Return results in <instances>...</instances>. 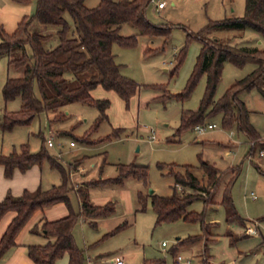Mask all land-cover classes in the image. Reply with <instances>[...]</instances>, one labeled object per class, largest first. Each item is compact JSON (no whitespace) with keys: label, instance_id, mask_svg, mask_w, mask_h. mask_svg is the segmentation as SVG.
I'll return each instance as SVG.
<instances>
[{"label":"rangeland","instance_id":"374dc122","mask_svg":"<svg viewBox=\"0 0 264 264\" xmlns=\"http://www.w3.org/2000/svg\"><path fill=\"white\" fill-rule=\"evenodd\" d=\"M156 1L149 2L146 18L155 25L169 27L168 35L148 37L123 24L119 34L136 35V43L130 47L117 43L111 46L114 61L120 65V74L139 85L127 106L115 92L97 86L92 97L109 100L107 118L97 127L99 111L95 106L70 103L56 112L39 113L29 125L0 131V155L18 151L23 144L35 153L44 139L48 154L71 171L68 184L72 189L83 191L87 200L93 196L96 204L104 200L112 203L113 212L107 217L93 218L95 225L79 216L73 226L72 235L75 244L84 251L85 264L87 260H91V264H105L111 256H121L123 264H143L156 259L164 260L165 264H200L205 252L216 264H264V97L256 88L238 94L259 136L253 146L236 127L224 128L220 114L210 116L202 124H215L213 129L200 134L193 128L177 132L182 113L199 106L206 84L205 74L199 77L187 98L179 100L173 96L182 92L196 63L201 45L193 35L210 22L241 17L244 0H164L162 9H157ZM99 2L84 0V5L93 8ZM35 7L36 0H0V24L5 32L12 33L22 18L33 16ZM28 30L47 35L55 33L57 27L32 21ZM209 37L237 48L264 51V39L250 28L213 29ZM56 43L53 34L45 46L53 47ZM26 49L29 53L28 46ZM20 54L21 51L15 49L0 58V117L5 111H17L20 106L19 99L4 102L2 97L6 78L20 75L18 69L8 67V59ZM255 68L252 63L239 68L229 61L224 62L214 100ZM262 88L264 90V85ZM58 113H63L64 117L53 120ZM81 137L84 142L79 140ZM47 140L51 146L47 145ZM200 160L213 164L222 173L214 195L216 203L204 206L202 200H197L188 208L202 213L203 222L209 223L212 240L200 238L191 244H179L189 236L202 235V224L182 220L155 223L150 195L170 196L174 186L173 177L166 174L167 168L160 169L157 164L198 167ZM121 165L145 167L146 176H127L121 183L112 182L119 177ZM235 167L237 171L233 175L230 169ZM32 168L41 189L60 184L61 175L48 160ZM194 172L200 177V169L195 168ZM26 173H30L29 170ZM232 175L231 197L242 219H227L226 209L218 204L224 184ZM79 178L84 184H79ZM69 193L72 208L78 213V203L83 197L73 190ZM138 194L145 199L143 211ZM121 225L123 228L116 234L106 236ZM248 228H255L257 234H248ZM25 238L34 241L32 245L44 244L47 240L40 232L28 233ZM178 256H181L180 261ZM58 264H67L66 255Z\"/></svg>","mask_w":264,"mask_h":264},{"label":"trees","instance_id":"16d2710c","mask_svg":"<svg viewBox=\"0 0 264 264\" xmlns=\"http://www.w3.org/2000/svg\"><path fill=\"white\" fill-rule=\"evenodd\" d=\"M18 1L28 2L29 0ZM150 1L100 0L95 7L87 8L84 0H36L34 15L30 18H22L12 33H6L0 24V58L9 55L15 49L21 51L18 57L8 59V67L18 69L20 75L7 77L2 88L4 102L19 99L20 106L17 111H5L2 114L0 131L7 132L16 126L29 125L39 113L56 112L74 102L95 106L98 109L97 127L103 119L107 118L106 110L109 107L108 99L92 97L91 92L97 86L115 92L127 106L139 85L120 74V65L114 61L111 46L117 43L130 47L136 43V35L125 37L119 34L120 26L123 24L136 28L138 34L148 37L168 35L169 27L155 25L146 18V8ZM32 21L57 27L53 33L57 39L55 46H45V43L53 36L52 33L44 35L29 32ZM220 28H250L264 39V0H244V13L241 17H228L210 22L204 29L193 35V38L201 45L196 63L182 92L173 96L179 100L187 98L202 74L206 75V84L197 109L185 111L180 116L177 132L202 125L205 119L220 114L224 128L236 127L254 146L259 136L250 124L249 111L239 100L238 94L256 88L264 97L262 88L264 51L255 48H237L209 37L211 30ZM26 46L30 50L29 53L26 51ZM226 61L239 68L252 63L256 65V68L235 81L220 98L214 100L215 89ZM63 117V113H58L53 120H60ZM83 137L79 139L81 142H84ZM44 144L43 139L39 150L35 153H31L28 146L23 144L18 151L13 150L8 155H0V166L4 169L5 178L12 177L15 169L24 173L33 165H41L44 160H48L50 166L58 169L61 175L60 184L52 185L48 189L43 190L37 187L32 191L23 190L19 195L7 192L0 200V219L8 211L15 212V216L0 238V259L15 246L17 234L36 211L63 203L68 209L67 215L54 221L42 219L40 224H35L30 229L35 234L40 232L47 240L44 244L26 245V254L32 264H57V261L65 254L68 256V264H85L84 251L75 244L72 235L73 226L79 216L89 218L109 216L113 212L112 203L108 202L102 206L92 205L85 198L84 192L72 189L68 184L71 171L56 162L48 154ZM157 167L167 168L166 174L173 177L174 186L170 196H159L154 193L150 195L155 223L178 220L187 223L200 222L203 228L202 235L189 236L180 240L179 244H191L200 238L211 241L209 237L212 234L208 231L209 223L203 222L201 212L191 211L188 208L197 200H202L204 206L216 203L214 195L219 185L221 171L213 164L202 160L199 161L198 167L162 163H158ZM195 168L200 169V177L195 174ZM120 169L119 177L112 182L121 183L127 176L138 178L146 176L145 167L142 166L121 165ZM230 170L234 175L237 168ZM233 175L224 184L218 204L226 209L227 219H242L231 197ZM71 190L83 197L78 213L74 212L69 200L68 195ZM138 200L143 211L145 199L138 194ZM122 228L123 225L118 226L106 236L114 235ZM143 264H165V262L162 259H156L144 261ZM200 264L216 263H213L212 257L205 252Z\"/></svg>","mask_w":264,"mask_h":264},{"label":"crops","instance_id":"0c3cea01","mask_svg":"<svg viewBox=\"0 0 264 264\" xmlns=\"http://www.w3.org/2000/svg\"><path fill=\"white\" fill-rule=\"evenodd\" d=\"M173 4V2H172ZM93 92V91H92ZM91 92V95H92ZM71 145V144H70ZM33 167V166H32ZM29 168L30 173H26V170L24 173H21L17 169L14 170L12 177L10 178H5L4 176V169L2 166H0V200L3 199L5 194L7 192H10L13 195H19L22 193L23 190H35L37 187V181H38V176L36 175V171L33 168ZM81 171V170H80ZM29 174V175H27ZM77 181H79V184L82 185L84 184L82 181V178H79ZM93 183V182H90ZM83 192V191H82ZM78 195V194H77ZM69 200L72 206L71 202V197L69 193ZM86 198V196H85ZM87 199V198H86ZM90 204L96 205V206H102L105 205V200L103 202H99V204H96L93 202V196L91 197L90 200H87ZM80 204L81 202L78 203V208L80 211ZM68 209L65 204L63 203H57L55 205L49 206L44 208L43 210H38L36 211L30 219L27 221L25 226L21 229V231L17 234L15 238V246L10 248L6 254L0 259V264H32L31 260L28 258L26 254V245H32L35 242L32 240H26L25 236L26 234H35L30 231V229L35 225V224H40L42 219H45L47 221H54L57 220L65 215H67ZM15 216L14 211H8L5 213L1 219H0V238L2 234L4 233L7 225L10 223L12 218ZM89 223L93 226L95 224L93 221V218H89ZM103 218V217H102ZM96 219V218H94ZM46 239V238H45ZM179 240V239H178ZM67 257V264H68V256L65 254ZM65 255H63L60 259H62ZM114 257V256H111ZM59 259V260H60ZM59 260L57 261V264L59 263ZM90 260V259H89ZM91 261V260H90ZM88 263V260H87Z\"/></svg>","mask_w":264,"mask_h":264},{"label":"built area","instance_id":"2783aa9c","mask_svg":"<svg viewBox=\"0 0 264 264\" xmlns=\"http://www.w3.org/2000/svg\"><path fill=\"white\" fill-rule=\"evenodd\" d=\"M165 6V1L164 0H157L156 1V7L157 9H162L163 7ZM215 127V124H207L206 126L205 125H196L193 127L194 131L197 133V134H200L202 133L203 131H205L206 129H213ZM151 138L154 137V133L153 131H151ZM47 145L48 146H51L52 143L47 140ZM71 145H73V143L71 142L70 143ZM260 154H263L262 151H260ZM250 197L252 199H255V195H253L252 193H250ZM247 233L248 234H251V235H255L257 234V230L254 228H248L247 229ZM162 246H164V243H162ZM178 260L180 261L181 260V256H178ZM88 264H91L90 261H88ZM105 264H123V258L121 256H115V257H110L106 260Z\"/></svg>","mask_w":264,"mask_h":264}]
</instances>
